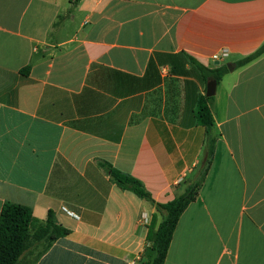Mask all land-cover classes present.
<instances>
[{"label":"crops","instance_id":"crops-1","mask_svg":"<svg viewBox=\"0 0 264 264\" xmlns=\"http://www.w3.org/2000/svg\"><path fill=\"white\" fill-rule=\"evenodd\" d=\"M262 47L264 0H0V214L52 211L70 231L36 264L151 259L155 207L101 163L157 203L184 194L206 150L199 100L224 65L213 162L165 264H264V54L235 66Z\"/></svg>","mask_w":264,"mask_h":264},{"label":"trees","instance_id":"trees-1","mask_svg":"<svg viewBox=\"0 0 264 264\" xmlns=\"http://www.w3.org/2000/svg\"><path fill=\"white\" fill-rule=\"evenodd\" d=\"M264 54V47L251 56L239 61L235 66L242 67ZM229 72L227 66H222L210 72L211 77L218 82ZM214 97L202 96L199 100L196 119L207 130V143L200 177L190 185L184 194L168 203H157L141 181L133 176L122 173L111 165L101 163L109 173L111 181L121 190L129 191L140 199L149 202L156 209L148 226L147 242L153 252L151 259L144 264H165L170 245L180 218L187 208L197 200L206 176L210 170L215 153L216 138L213 135L214 118L212 103ZM161 219V221H160ZM70 235V231L59 225L52 211L45 221L33 216L30 208L7 202L0 214V264H21L24 255L33 247L42 245L33 261L36 262L60 239Z\"/></svg>","mask_w":264,"mask_h":264},{"label":"water","instance_id":"water-1","mask_svg":"<svg viewBox=\"0 0 264 264\" xmlns=\"http://www.w3.org/2000/svg\"><path fill=\"white\" fill-rule=\"evenodd\" d=\"M228 69L232 70L233 67L228 65ZM216 90H217V81L216 80H212L208 83V88H207V93H206V97L208 98H212L216 95Z\"/></svg>","mask_w":264,"mask_h":264},{"label":"built area","instance_id":"built-area-1","mask_svg":"<svg viewBox=\"0 0 264 264\" xmlns=\"http://www.w3.org/2000/svg\"><path fill=\"white\" fill-rule=\"evenodd\" d=\"M227 56H228V53H227L226 51H224V52H222V53H218V54L214 55L212 58H213L214 61H220L222 58H225V57H227ZM64 210H65L70 216H74L73 213L67 211L66 209H64ZM146 221H148V220L146 219Z\"/></svg>","mask_w":264,"mask_h":264},{"label":"rangeland","instance_id":"rangeland-1","mask_svg":"<svg viewBox=\"0 0 264 264\" xmlns=\"http://www.w3.org/2000/svg\"><path fill=\"white\" fill-rule=\"evenodd\" d=\"M224 66H225V65H224ZM212 73H213V72H212ZM212 73H211V74H212ZM211 74L209 73L210 76H211ZM213 101H214V100H213Z\"/></svg>","mask_w":264,"mask_h":264}]
</instances>
